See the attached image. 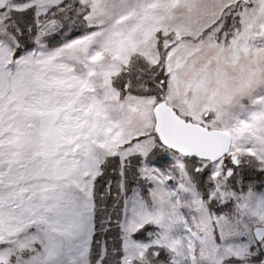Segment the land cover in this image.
<instances>
[{"label": "snow or ice", "instance_id": "1", "mask_svg": "<svg viewBox=\"0 0 264 264\" xmlns=\"http://www.w3.org/2000/svg\"><path fill=\"white\" fill-rule=\"evenodd\" d=\"M0 264H264V0H0Z\"/></svg>", "mask_w": 264, "mask_h": 264}]
</instances>
